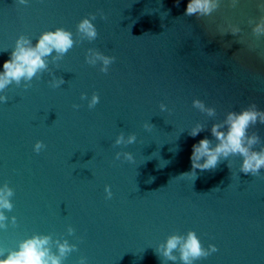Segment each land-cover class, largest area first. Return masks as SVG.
<instances>
[{
    "label": "water",
    "instance_id": "1",
    "mask_svg": "<svg viewBox=\"0 0 264 264\" xmlns=\"http://www.w3.org/2000/svg\"><path fill=\"white\" fill-rule=\"evenodd\" d=\"M188 2L0 0V71L20 35L35 43L62 27L79 41L76 26L90 13L98 31L96 40L78 42L49 64L65 80L61 87L52 88L45 72L28 89L13 84L0 93L8 97L0 103V187L14 190L0 247L14 249L36 233L77 245L64 264L81 256L87 264H161L155 248L192 230L205 248H218L195 264H264V169L255 177L240 173L236 156L231 170L223 161L215 171L197 170L196 179L176 178L191 170L192 145L212 139L211 125L225 112L251 102L264 109V37L255 40L247 23L261 13L257 0H241L236 9L224 0L197 20L184 15ZM228 23L240 25V36L218 34ZM89 48L116 57L107 74L85 62ZM94 92L100 102L89 109L80 97ZM193 99L216 107L217 116L200 113ZM148 122L151 131L143 127ZM196 122L206 130L193 138L188 131ZM250 131L264 143V125ZM121 132L135 133L136 142L116 146ZM38 140L46 145L39 154ZM118 151L132 153L134 163L116 160Z\"/></svg>",
    "mask_w": 264,
    "mask_h": 264
},
{
    "label": "clouds",
    "instance_id": "2",
    "mask_svg": "<svg viewBox=\"0 0 264 264\" xmlns=\"http://www.w3.org/2000/svg\"><path fill=\"white\" fill-rule=\"evenodd\" d=\"M17 2L26 6L29 0H17ZM223 2L224 0H189L184 15L195 16L197 20L211 17L220 9ZM240 4L241 0H227V6L233 9H236ZM256 7L261 14L257 17H249L247 23L251 29V35L259 41L264 37V0H257ZM100 15L101 19H107L102 12ZM96 18V14L90 13L78 22L76 29L80 38L79 41L73 39L71 31L62 27H57L54 31L42 32L35 43L27 36L20 35L15 41L9 59L3 63V70L0 71V93H5L8 87L13 84L28 89L32 86L33 79L39 78L45 72L52 75V79L48 82L52 88L61 87L65 80L63 77H56L51 74L49 64H56L61 61L78 42L96 40L98 31L93 23ZM242 31L239 24L228 23L226 26H218V34L221 36L230 33L238 37ZM235 42L240 43L241 41ZM115 60V56L105 55L94 48H89L85 55V62L88 65L96 66L99 64V71L105 74L108 73ZM80 99L82 101L87 100L89 109L95 108L100 102V97L95 92L90 99L86 93H82ZM7 102V95H0V103ZM80 107L79 104L73 105L74 109ZM192 107L209 118L217 116L216 107L207 106L200 99H193ZM159 109L161 112H168L169 114L172 111L164 103L159 105ZM257 124L264 125V109H260L255 102L249 103L239 111L225 112L222 120L211 125L212 139L205 137L192 145L191 170L181 173L176 178L194 177L196 179L197 170L200 172L215 171L223 161L228 162V167L231 170L229 158L236 156L241 158L240 173L250 174L253 177L260 175L261 170L264 169V143H262L258 132L250 131ZM154 126L151 122L143 125L148 131H151ZM205 130L204 124L196 122L188 131V135L195 138ZM136 140L135 133L125 136L124 132H121L116 137L114 144L127 146L135 143ZM257 146L259 147L257 148ZM45 148L46 145L38 140L34 144L33 150L39 154ZM122 157L124 161L134 163L132 153L126 151L115 153L116 160H120ZM154 179L155 177H150L146 182L151 183ZM214 189L219 190L218 187ZM104 191L105 199H111L113 196L111 186L105 185ZM13 196L14 190L7 183L0 187V230H6L8 227L9 217L6 216L5 211H12L11 198ZM11 224L16 225L15 216L11 217ZM74 232L75 230L69 226L68 235H73ZM53 246L55 251H53ZM74 251H78L77 245L69 243L67 239L53 240L51 235L34 233L29 238L19 241L14 249L0 247V264H64V260ZM154 251L161 264H166L168 261L173 262V264L177 261L180 264H195L196 261L206 259L216 253L218 248L215 244H209L205 248L196 232L189 230L186 235L175 233L169 235L166 241L160 243ZM78 264H87V258L81 256Z\"/></svg>",
    "mask_w": 264,
    "mask_h": 264
}]
</instances>
